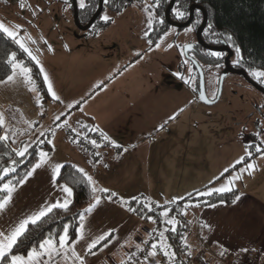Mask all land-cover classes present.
Wrapping results in <instances>:
<instances>
[{
    "label": "crops",
    "instance_id": "1",
    "mask_svg": "<svg viewBox=\"0 0 264 264\" xmlns=\"http://www.w3.org/2000/svg\"><path fill=\"white\" fill-rule=\"evenodd\" d=\"M155 42L157 39L150 40L151 44ZM31 75H33L32 71ZM34 77L32 76L33 81H35ZM6 80L7 77L0 81ZM171 82L169 79V83ZM176 86L172 87L173 90L180 92L172 93L170 88L159 85L154 88L138 85H130L126 88L99 86L85 95H80V100L76 98L72 104L73 107H66V111L62 116L60 115L61 118L68 120V128L78 129L90 121L92 126L108 137L113 146L98 148L99 160L92 163L68 140L65 130L59 135L61 142L51 140L49 143L50 140H48V147L40 150V152L48 153L47 162L37 168L23 184L16 185L11 200L3 210H0V232H9L21 220L37 213L42 207L56 201L62 203L66 194L62 192L60 185L67 184L58 182L57 178L54 184L53 170L56 165L62 166L66 162H72L92 178V186L97 188L87 208L94 203L95 197H100V203L91 212L85 213L84 219L79 224L78 229L83 225L82 238L76 243L69 242L66 249L57 247L50 255H45L44 261L47 264H80V261L72 255L74 250L84 264H130L128 261L132 253L144 247L145 242L149 240L146 259L154 264H165L161 254V252L164 254L161 245L168 244L165 233L163 232V236L160 233L159 238H155L158 231L156 227H149L147 224L149 221L134 215L113 199L109 200L101 196L99 189H108L125 199L145 196L157 205H178V201L189 193L199 195L212 188L224 186L234 176L232 172L242 165L235 164L236 160H233L227 164L233 163V166L228 168V172H224L226 166L223 167V165L227 161L221 163L219 160L220 165L214 169L209 165L205 154L197 157L191 152V125L197 127L204 120L196 119V113L187 122L186 135L176 136L175 132L173 135H165L175 122H173L174 119L163 118L161 108L166 109L168 117L176 116L174 113H178L181 109L177 96H181L179 94L183 92ZM32 87L31 84L22 83L20 78L14 82L0 83V114H3L5 121L2 134L7 135L22 149L38 139L35 131L30 134L27 129L32 123L41 120L38 115L43 101L37 100L38 87L34 86L35 90H30ZM45 89V94L40 92L49 96L46 87ZM185 91L190 98L191 94L193 98L197 97L193 89L186 88ZM174 92L178 95L172 96L168 108L163 104L166 103L165 100L168 99L169 94ZM184 95L185 98H189V95ZM189 105H184L182 109L186 111ZM149 107L152 110L149 116L153 115L152 117L155 118L151 121H148ZM49 128H51L49 125L43 127L40 124L36 130L42 132L41 137L43 133L49 131ZM56 129H60V124ZM203 131L204 129L199 128V132ZM154 133H162L164 136L160 141L155 142L150 136ZM165 136L168 137L164 138ZM114 145L121 148L116 150ZM201 160L203 162L205 160L204 166L200 165ZM38 161L39 159L33 166ZM211 169L213 170L209 171ZM197 170L201 175L205 174L206 180L197 181L195 176ZM179 175L180 178L177 179ZM186 175H188L187 179ZM230 187L235 188L234 185ZM154 189H157V193L161 194L166 201L161 203L158 202L159 200H153V197L149 195L154 193ZM237 196L240 197L239 200L229 204L214 202L201 205L196 200L183 204V213L180 217L184 223L183 231L187 234L185 239L190 246V253L202 243L213 253L221 255L219 252L224 251L225 243L240 235L237 233L242 228L241 223L252 220L264 225V201L261 198L263 202L259 201L258 196L247 191L238 190ZM68 199L72 200V197ZM152 231L155 232L154 236H151ZM250 231L251 235L255 233L257 239L259 238L258 244L264 245V232H259V226L256 230L251 227ZM101 234H104L106 239L88 251V244ZM76 239L77 237L74 240ZM159 240L161 245L158 243ZM153 243L157 244V254L149 256ZM253 261L255 264H264V261L257 258ZM208 264L213 263L210 261Z\"/></svg>",
    "mask_w": 264,
    "mask_h": 264
},
{
    "label": "rangeland",
    "instance_id": "2",
    "mask_svg": "<svg viewBox=\"0 0 264 264\" xmlns=\"http://www.w3.org/2000/svg\"><path fill=\"white\" fill-rule=\"evenodd\" d=\"M80 2L81 0H76L79 8ZM155 2L156 0H130L126 1L119 10L112 9L103 2L105 5L100 18L107 15L110 18L107 21L109 25L95 34L88 29L81 30L77 26L70 0H0V22L10 30L17 31V38L39 61L38 70L40 71L41 67L44 69L43 73L40 71L43 83L44 74H47L54 91L60 97L59 101H53L49 96L42 94L36 78L31 75L35 80L34 86L38 87L37 100L42 99L43 103L38 115L41 120L32 123L27 129L30 134L35 131L36 138H39L42 132H38L36 127L40 124L43 127L49 125L51 128L48 130L52 129L54 133L49 140L59 141V135L68 128V120L61 118L66 111V105L74 104L76 98L98 88L97 85L108 88H126L130 85L154 88L159 85L170 88L172 93L175 91L172 87L177 85L176 87L183 92L179 94L181 96H177L179 108L182 109L186 104H190V107L186 111L180 109L178 113H174L176 114L173 121L175 124L171 125L165 135H173L174 132L176 136L186 135L187 122L196 113V119L204 120L197 127L191 125L192 132L187 133L190 134L191 152L197 157L205 154L209 165L214 169L220 165L219 160L221 163L227 161L223 167L226 166L228 169L233 166V163L227 165L228 162L254 155L245 161L255 165L250 174L248 171L243 173L240 171L246 167V163L232 172L234 176H240L233 185L241 192L247 191L258 196L259 201H261L260 198L264 201V154L256 152L257 146L264 148V95L246 85L245 79L241 76L227 73L217 101L211 104L201 102L198 97L200 82L197 67L184 54L185 47L195 41V24L183 27L169 25L157 38V42L151 44V38L148 36L155 19V7L150 6ZM149 12L152 17L151 28L147 25ZM146 31L147 36L144 34ZM161 37L163 39H160ZM157 44L159 47L156 46ZM186 49L190 52L189 48L186 47ZM201 69L206 96L211 99L210 101H214L220 67L202 63ZM45 87L47 88L46 84ZM186 88L193 89L197 97L193 98L191 94L190 98L188 92H184ZM175 92L169 94L163 105L169 108L168 103L171 102L172 96L178 95ZM184 94L189 95V98H185ZM161 110L163 118L169 119L166 109L162 107ZM149 112L152 110L148 111V121H151L155 118L152 117L153 115L149 116ZM54 116H60V120H56ZM65 121L67 124L64 123ZM59 124L61 130L56 129ZM199 128L204 131L199 132ZM71 129L75 134L80 132L78 129ZM150 136L158 142L164 134L154 133ZM166 137L168 136L164 138ZM246 149L251 152V155L246 153ZM204 162L201 160L200 165L204 166ZM186 176L187 179L188 175ZM195 176L197 181L206 180L205 174L201 175L199 170ZM178 178L180 175L177 176ZM149 196L161 203L166 201L161 194L157 193V189H154V193ZM179 216L174 217L175 224L180 220ZM147 224L151 228L156 226L150 221ZM241 225L245 231L241 228L237 233L240 235L225 243L224 251L219 253L233 262L248 259L247 261L251 264H255L254 258L264 261V245L258 244L260 240L255 233L250 234L251 227L256 230L259 226V232H264V225L252 220L243 222ZM165 229L163 225L161 233ZM186 236L187 234L184 233L185 238ZM160 241L158 243L161 245Z\"/></svg>",
    "mask_w": 264,
    "mask_h": 264
},
{
    "label": "trees",
    "instance_id": "3",
    "mask_svg": "<svg viewBox=\"0 0 264 264\" xmlns=\"http://www.w3.org/2000/svg\"><path fill=\"white\" fill-rule=\"evenodd\" d=\"M70 1L72 2V0ZM169 1L170 0H159L158 6L155 7V19L149 34L151 40H155L161 36L164 30L169 26V23L164 18V11ZM124 3H126V0H109L107 5L112 9L119 10ZM191 4L202 6L207 14L206 26L201 36L205 43L215 46L226 45L237 56V60L239 57V62H243L244 68L248 70H264V0H176L170 13L171 19L176 21H183L186 19L188 8ZM104 5L101 13L104 9ZM97 6L98 0H85V7H78L79 23L85 25L95 12ZM181 6L182 10L185 12V16L183 18H177L174 9ZM101 13L88 28L89 31L96 33L99 29L109 24L101 20ZM199 15V11L196 10V17ZM161 21L163 22L161 23ZM209 25H211L210 28ZM196 46H198V44H196ZM237 49L240 50L239 53H237ZM193 52L196 54L198 58L197 62L200 66H202V63L212 64L217 61V57L212 55L214 51L205 48L199 50V48H197ZM10 53H15L16 59L21 60L26 66L31 68L38 82V86L45 94V85L36 62L31 60L19 45L3 32H0V80L6 78L11 73V66L8 63V56ZM92 129L96 128L92 126L89 121L81 127H78V130H80L78 134H75L71 128H67L66 137L74 146L83 152L92 163H96L99 160L98 148L113 146V144L109 139H104L98 129L95 131ZM2 131L3 127H0V136L3 135ZM52 133V129L43 133L41 137L27 147V153L23 157L16 156V151L21 150L22 147L16 145L12 139L8 138L7 140L0 141V168L12 166L16 169L14 173H10L8 177L4 181H0V183L11 180L14 185H18L17 181L23 178L33 164L39 159L40 150L48 147V140ZM93 140L97 142V145L92 144ZM114 148L119 150L121 147L114 146ZM251 157H254V155ZM251 157L246 156L244 160L247 161ZM13 160L17 161L14 165L12 164ZM77 169L79 168L74 163L66 162L62 165L57 177L58 182L66 183L73 189L72 200L67 209L59 207L53 208L51 212L45 217H42L35 224L30 223L27 225L26 233L20 238L18 245L14 246L11 254L26 256L28 250L33 247L38 248L39 243L46 238H52L54 241L58 242L59 235L63 234L65 225H68L69 242L77 237V229L82 221L80 218L81 214L84 213V210L87 208L94 194L91 191L93 186L88 184L84 176L78 172ZM110 193L111 191L101 192V196L108 198ZM191 194V197L187 195L178 201V205H157L148 200L145 196L125 199L117 194L115 197H112V199L128 210L132 209L129 211L141 219L153 222L156 225V230H158L156 231L157 234L155 238H159L161 227L164 225L166 227L164 235H166L168 243L167 251L174 254V258H170L161 252L165 264H186V258L190 254V246L184 237V223L179 216L183 212V204L192 200H196V202L201 205L214 202L229 204L233 202L237 196L238 190L233 188L231 191L215 193L210 196H200L195 193ZM5 195L6 193L0 192V199ZM144 205H147V207ZM165 210L169 212L168 216L161 215ZM177 216L180 217V220L177 224H174L175 228L171 229L170 226L173 225L167 223V218H174ZM0 264H8V259L0 262Z\"/></svg>",
    "mask_w": 264,
    "mask_h": 264
},
{
    "label": "snow or ice",
    "instance_id": "4",
    "mask_svg": "<svg viewBox=\"0 0 264 264\" xmlns=\"http://www.w3.org/2000/svg\"><path fill=\"white\" fill-rule=\"evenodd\" d=\"M103 2L105 4H107L109 2V0H103ZM158 3H159V0H156V2L154 4H152L150 7H157ZM21 7H23V5H21ZM80 7L81 8L85 7L84 0H81ZM145 10H147V8ZM174 12H175V15L177 16V18H183L185 16V12L182 10V6L177 8V9H174ZM101 19L103 21L107 22V21H109L110 18L107 15H105V16H102ZM162 22L163 21H161V23ZM147 25L149 28H151L152 17H151L150 12H149V17L147 19ZM16 27L18 28L19 26H16ZM210 27H211V25H209V28ZM189 30H191V29H189ZM0 32L6 33L10 38L13 39V41L17 45H19V47L23 50V52L27 53V55L30 57L31 60L35 61L37 64L39 63L36 56L33 55L31 50L28 47H26L25 44L20 39L17 38V35H18L17 31L10 30L8 27H5L2 22H0ZM144 34L147 36L148 35L147 31ZM166 34L167 33H165V35ZM160 39H163V37H161ZM229 39H230V37H229ZM156 46L159 47V44H157ZM169 47H172V45H169ZM186 47L191 48L192 45H187ZM49 51H51V48H49ZM239 51L240 50L237 49V53H239ZM212 55L219 56V53H212ZM238 61H239V57H238ZM8 63L11 66V74H9L7 76L6 81H0V83H4V82L10 83V82H14L17 78H20L22 83L33 85V87L30 90H35L34 81H33L32 76H31V69L29 67H27L26 65H24L23 62L16 60V54L15 53L9 54ZM40 71H41V73H43L44 69L41 67ZM250 74L254 78H256L258 81H264V70L251 69ZM44 83L47 85V93L51 97V99L53 101H59L60 97L54 91L53 85H52L51 81L49 80V77L47 76V74H44ZM186 83H187V81H186ZM97 87H99V85H97ZM199 99L205 100V95H204V92L202 90L200 91ZM206 102H211V101H206ZM66 107L72 108L73 105L71 103H69L66 105ZM181 111H183V109H181ZM175 118H176L175 115L169 117V119H175ZM56 120H60V116H57ZM4 122H5L4 116H3V114H0V127H3ZM64 123L67 124V121H65ZM92 130L95 131L97 129H92ZM53 135H54V133H53ZM101 136L106 140L108 139V137L105 136L103 133H101ZM7 139H8L7 135L0 136V141L7 140ZM49 143H51V141H49ZM92 144L97 145V142L95 140H93ZM114 146L119 147L118 145H114ZM256 152L264 154V148L257 146ZM26 153H27V147H24L23 149L16 151V156L23 157V156H25ZM246 153L248 155H251V152L248 149H246ZM39 157H40L39 161L33 166L32 170L27 172L23 178L18 180L17 184H23L25 182V180L28 177H30L37 168H40L43 164H45L47 162L48 153L40 152ZM15 163H17V161L13 160L12 164L14 165ZM241 163H246L244 160V157H241L240 159H238L236 161V164H241ZM61 167H62L61 165H56L54 170H53V183L54 184L56 183V178L59 175ZM254 167H255L254 164L246 163V167L242 168L240 171H241V173H243L244 171H248L250 174L251 170H253ZM15 171H16L15 167H12V166L0 168V181H4L10 173H14ZM77 171L80 172L84 176V178L86 179V181L88 182L89 185L93 184L92 178L90 176H88L86 173H84L83 169H77ZM224 172H228V169L225 168ZM222 175H223V173L221 174V176ZM238 179H240L239 175L231 177V179H229L224 186L212 188L209 191L199 193V195L210 196V195H213L215 193H224V192L231 191L232 189H231L230 185H233L234 181L238 180ZM15 187H16V185H14L11 180H7V182L0 183V192L6 193V195L2 199H0V210H3L5 205L7 203H9V201L11 200V197H12V194L15 190ZM60 188H61L62 192L66 194V197L62 203L60 201H56L55 203L49 204L45 207H42L37 213H34L33 215L21 220L19 222V224L16 225L14 228H12L9 232H7V233L0 232V262L4 261L5 259H8V264H47V262L44 261V259H43L46 254L50 255L53 252V250L56 249L57 247L59 249H66L69 246L68 225H65L64 229H63V234L59 235L58 244L52 238H46L39 243L38 248L33 247L30 250H28L26 256L11 254L14 246L18 245L20 238L22 236H24V234L26 233L27 225H29L30 223L35 224L38 220H40L42 217H45L49 212H51L53 208L59 207V208L67 209L69 203H71V200L68 198L72 197L73 189L68 185H60ZM91 191L93 193H95V192H97V188L92 187ZM99 191L100 192H108V189L102 188V189H99ZM116 195L117 194L115 192H111L108 196V199L111 200L112 197H115ZM191 195L192 194L189 193V197H191ZM239 198L240 197L237 196L235 198V200H233V203H235L236 200H239ZM172 202H175V201H172ZM99 203H100V197H95L94 203L89 205V207L84 210V213L91 212L96 207V205H98ZM144 206L147 207V205H144ZM212 206H214V205H212ZM129 210L131 211L132 209H129ZM84 213L81 214V217H80L81 220L84 219ZM161 215L162 216H168L169 212L167 210H165L164 212L161 213ZM167 223L168 224H175L176 221L174 218H172V219H169L167 221ZM82 228H83V225H81L80 229H77V239L71 241V243H76V242H78L79 239L82 238ZM161 236H163V233H161ZM109 238H110V236H109ZM105 239H106L105 235L101 234L99 237H97L91 243L88 244V246H87L88 251H91L93 248H95V246L97 244L100 243V241L105 240ZM151 248H152V250L149 251L148 255L149 256H155L157 254L156 253L157 244L153 243L151 245ZM167 249H168V245L166 243L161 245V250L164 252V255L169 256L170 258H174V254L167 251ZM72 255L75 256L76 259L80 261V264H84L83 260L79 256L76 255L74 250L72 251Z\"/></svg>",
    "mask_w": 264,
    "mask_h": 264
},
{
    "label": "water",
    "instance_id": "5",
    "mask_svg": "<svg viewBox=\"0 0 264 264\" xmlns=\"http://www.w3.org/2000/svg\"><path fill=\"white\" fill-rule=\"evenodd\" d=\"M126 1H130V0H126ZM174 3H175V0H170L168 2V4H167L166 8H165V11H164V18L169 23V25L179 26V27H183V26L188 25L191 22L192 18H193L194 9H198V10L203 12V18H202V21H201L199 27L196 30V34H195L196 35V42L199 43L200 45L206 47L207 49H209L211 51H218V52L226 51L227 52V55L225 56V59H224L225 60V68H224V70L222 71V73H221V75L219 77L217 95H216L214 101L212 100L211 102H206V101H210V100L206 96V91H205V86H204V75H203L201 66L198 64V62L195 59H193V58L188 56V49H186V47L184 49V54L197 67V73H198L199 82H200L199 90H198V93H199L198 97L200 95V91L202 90L204 92V95H205V100H201V101H203L204 103L215 102V101H217V99L220 96L221 88H222V82H223L225 74L227 73V71H231V72L233 71V69L230 67L229 62H228L229 61V57L233 54V51L226 45H223V46L209 45V44H206L202 40L201 34H202V31H203V29H204V27L206 25V22H207V14H206L205 10L202 8V6H200L198 4H191L189 6V16H188L187 20H185V21H176V20H172L171 17H170V12H171V9H172ZM72 4H73V13H74L75 23L77 24V26L80 29L87 30L93 24L95 19L99 16V14L101 13V10H102V7H103V0H98V6H97L95 12L93 13L91 18L89 19V21L85 25L80 24L79 21H78V7H77V4H76V0H72ZM238 72H241V71H238Z\"/></svg>",
    "mask_w": 264,
    "mask_h": 264
},
{
    "label": "flooded vegetation",
    "instance_id": "6",
    "mask_svg": "<svg viewBox=\"0 0 264 264\" xmlns=\"http://www.w3.org/2000/svg\"><path fill=\"white\" fill-rule=\"evenodd\" d=\"M196 10H198V9H194V11H193V18H192L191 22L189 23V24H192V23L195 24V34H196V30L199 27V25H200V23L202 21V18H203V12L200 11V10H198L199 13H200V15L198 17H196ZM188 16H189V8H188L187 17L183 21L187 20ZM203 31H204V29H203ZM203 31H202V34H203ZM202 34H201V36H202ZM196 44H198V46H196ZM190 45H192V47L189 48L190 49V52H188V56L191 57V58H193V59H195L197 61L198 58H197L196 54L193 51L195 49H197V48H199V50L202 49V48H205V49H207V48L204 47V46H202V45H200L199 43L196 42V35H195V41L194 42H191ZM219 46H223V45H219ZM214 52H218V51H214ZM218 53H220L219 56H215V57H217V61H215L212 64L218 65L220 67V71L218 73V77H220L222 71L225 68V60L224 59H225V56L227 55V52L226 51H222V52H218ZM228 62H229L230 67L233 69V71L232 72L231 71H227V73H233V74H237V75L241 76L242 78L245 79V83H247L246 85H249L250 87L254 88L256 91H258L259 93H261L262 95H264V81H258L256 78H254L250 74V70L244 68L243 62H239L237 60V56L234 54V52L229 57V61ZM238 71H241V72H238ZM226 74H225V76H226ZM197 75H198V73H197ZM198 78H199V76H198ZM218 82H219V79H218ZM217 92H218V83H217Z\"/></svg>",
    "mask_w": 264,
    "mask_h": 264
},
{
    "label": "built area",
    "instance_id": "7",
    "mask_svg": "<svg viewBox=\"0 0 264 264\" xmlns=\"http://www.w3.org/2000/svg\"><path fill=\"white\" fill-rule=\"evenodd\" d=\"M155 232L152 231L151 236H154ZM149 240L146 241L144 247L136 249L129 258L130 264H154L146 259V249L149 247ZM209 256V257H208ZM210 258V259H209ZM212 258V259H211ZM209 259V261H208ZM210 261L214 264H251L250 261H231L226 257L215 254L206 248L202 243L199 245V249L190 253L186 258V264H208ZM139 262V263H138Z\"/></svg>",
    "mask_w": 264,
    "mask_h": 264
}]
</instances>
